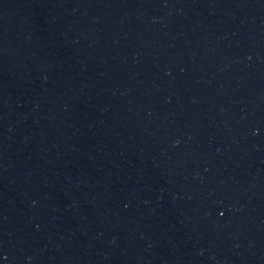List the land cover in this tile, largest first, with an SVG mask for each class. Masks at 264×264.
I'll use <instances>...</instances> for the list:
<instances>
[{
  "label": "water",
  "instance_id": "water-1",
  "mask_svg": "<svg viewBox=\"0 0 264 264\" xmlns=\"http://www.w3.org/2000/svg\"><path fill=\"white\" fill-rule=\"evenodd\" d=\"M264 138V0H0V264H157Z\"/></svg>",
  "mask_w": 264,
  "mask_h": 264
}]
</instances>
